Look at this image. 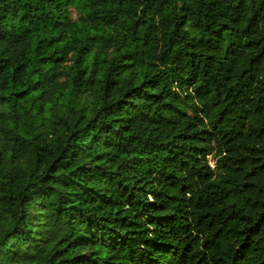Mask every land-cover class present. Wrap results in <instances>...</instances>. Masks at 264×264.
<instances>
[{
	"label": "trees",
	"instance_id": "16d2710c",
	"mask_svg": "<svg viewBox=\"0 0 264 264\" xmlns=\"http://www.w3.org/2000/svg\"><path fill=\"white\" fill-rule=\"evenodd\" d=\"M0 264H264V0H0Z\"/></svg>",
	"mask_w": 264,
	"mask_h": 264
}]
</instances>
